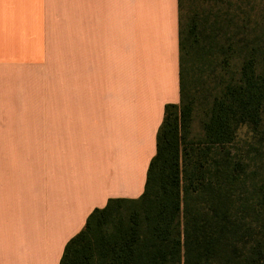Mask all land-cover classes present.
Listing matches in <instances>:
<instances>
[{"label":"crops","instance_id":"1","mask_svg":"<svg viewBox=\"0 0 264 264\" xmlns=\"http://www.w3.org/2000/svg\"><path fill=\"white\" fill-rule=\"evenodd\" d=\"M178 0H0V264H60L110 198H137L179 103ZM49 58L51 96L26 98Z\"/></svg>","mask_w":264,"mask_h":264},{"label":"trees","instance_id":"2","mask_svg":"<svg viewBox=\"0 0 264 264\" xmlns=\"http://www.w3.org/2000/svg\"><path fill=\"white\" fill-rule=\"evenodd\" d=\"M225 7L179 3L180 102L165 106L143 193L110 198L67 242L80 238L76 264H264V172L248 161L264 153V8L233 5L227 28Z\"/></svg>","mask_w":264,"mask_h":264},{"label":"snow or ice","instance_id":"3","mask_svg":"<svg viewBox=\"0 0 264 264\" xmlns=\"http://www.w3.org/2000/svg\"><path fill=\"white\" fill-rule=\"evenodd\" d=\"M178 2L182 6L187 5V11L190 14H195L196 9L198 8L200 9V11H203L204 5H212V4H215L217 6L224 5L226 6L224 9V16L228 18L226 22V27L231 28L235 24V20L232 19L234 17V13L230 10L232 6L233 5L242 6L244 4L251 3V0H178ZM260 2L262 8H264V0H260ZM261 18L262 20H264V12H262ZM209 22L214 23L215 20L211 19ZM245 136H247V133L245 134ZM261 137L262 139H264V130L261 131ZM249 143L250 141H248L247 139L242 141V145H247ZM237 150L243 153L245 151V148L243 146L238 145ZM248 161L250 167L259 168L261 172H264V153H261L258 158L249 157ZM101 223L103 224V221H101ZM78 239L80 238L77 237L73 241L69 242L68 246L66 247L61 264H76V260L74 257L78 250L73 248V244H75ZM250 244H251L250 238L244 233H240L235 238V243H234L235 254L239 257H244L249 251Z\"/></svg>","mask_w":264,"mask_h":264},{"label":"rangeland","instance_id":"4","mask_svg":"<svg viewBox=\"0 0 264 264\" xmlns=\"http://www.w3.org/2000/svg\"><path fill=\"white\" fill-rule=\"evenodd\" d=\"M197 12V9H196ZM184 13L187 5H184ZM51 72L49 58L42 59L40 63L27 65L26 69V98L48 99L51 96Z\"/></svg>","mask_w":264,"mask_h":264}]
</instances>
